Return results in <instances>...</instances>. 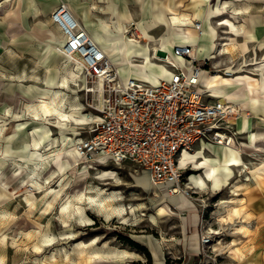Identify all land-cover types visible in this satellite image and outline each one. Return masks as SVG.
<instances>
[{
  "label": "rangeland",
  "instance_id": "obj_1",
  "mask_svg": "<svg viewBox=\"0 0 264 264\" xmlns=\"http://www.w3.org/2000/svg\"><path fill=\"white\" fill-rule=\"evenodd\" d=\"M74 1L63 2L69 6L73 5ZM158 1L167 17L177 11L187 13L194 22L205 19L212 24L218 52H215V58L206 57L207 67L211 69L209 73H221L231 78L229 80L235 85L241 81H252L258 91L260 104L264 107V58L261 59L260 54L256 55L250 50L241 55L237 53L236 57L231 53L232 57L220 55L224 52L220 48L222 42L233 40L229 32L230 27L224 26L220 21L230 18L237 23L248 24L249 17L264 21V0ZM110 3L106 9L94 13L93 17L97 22L92 20L90 24L83 23L90 35L93 36L95 30H99L106 39L115 40L123 51L127 49L126 43L129 40L136 44L147 43V53L152 62L172 70L166 63L165 51L157 50L166 34L164 24L157 22L150 27L149 33L155 38L152 41L145 38L137 27V22L143 18V12L149 7V0H111ZM248 4H251L250 10H247ZM123 6L128 7L132 22L117 21V8ZM4 13L13 14V11L6 10ZM99 19H102L103 24L99 23ZM149 20L147 24L151 23ZM55 27L58 28L57 25ZM32 28L33 26L26 25L21 27L24 32ZM245 28L249 30L248 27ZM49 31L54 34L51 28ZM242 33L246 35L245 32ZM99 44L103 48L104 43ZM196 55L200 57L198 53ZM131 58L136 67H140L137 65L140 58L135 55ZM3 62L7 63V59ZM66 62H69V69L65 66ZM76 66L73 60L66 61V57H63L58 80L63 76L69 77L67 86L70 84V88L63 108L70 111L75 107L79 114H82L83 121L69 122L62 127L54 117L48 118L49 120H37V123L32 120L11 121L4 113L7 105L0 107V264H87L86 256L89 250L108 252L123 248L136 251L139 255L130 258L110 257L106 260L112 264H156V258H160L164 264H264V148L243 146L241 142L246 140L245 132H241L245 137L237 135L234 139L237 145L244 147V151L252 153L246 155L252 166L249 168L246 160L244 163H248L247 167L232 166L231 179L238 183L251 182L254 179L256 184L263 180L261 186L250 187L255 192L253 197H257L256 203L248 204L238 198L244 192L245 188L241 189L242 186L238 187L236 193L232 192L229 186L204 191L192 187L188 183L191 174L197 172L205 175L210 171L208 165L198 168L194 166L212 156L208 149L204 150L207 153L199 155L201 148L198 145L190 150L192 158L181 162L183 175L179 193L186 200L181 202L178 196H174L168 201V196L173 193L155 185L151 190L148 173L135 161L127 159L116 163L112 159H93L89 158L90 156H80L79 153L75 155L72 151L69 157L68 144L72 143L75 147V142L89 136L91 118H96L97 114L90 105L94 102V95L84 87L83 74L81 73L78 81L80 84H74L75 79L69 73V70L77 68ZM154 69L155 78L164 77L159 74V70V73L156 71L158 67ZM225 70L233 71V74L228 75ZM237 75H243L244 78L236 79ZM121 78L126 79L123 75ZM5 82L0 83V99L9 103L17 101L18 94L8 88L6 79ZM229 87L222 84L220 90L239 96L236 93L238 86ZM53 90L58 92L56 102L61 98L65 99V93L60 88L55 87ZM38 99H22L18 110H22L24 106L27 109V104L37 103ZM253 128L254 124L250 129ZM255 128L263 130V127L256 124ZM33 136L41 139L43 144L35 147L32 144ZM51 141L55 145L46 149L44 145ZM59 151L61 157L57 159L55 153ZM68 160L72 161L71 165H68ZM58 162L64 164L62 169L59 168ZM105 171H113L114 176H102ZM62 184L64 187L57 195ZM47 188L52 190L47 191ZM81 191L87 194H117L115 204L126 207L127 218L116 215L107 218L99 212L96 205L85 200L84 205L89 208L86 210L87 215L93 222H81L76 215L69 226H64L60 205L68 197L74 199L75 193ZM245 191L248 193L251 189L247 188ZM48 201H51V206L45 210ZM165 203H169L172 208L162 210L161 207L165 206ZM232 207L237 208L241 216L234 214ZM227 214H231V219ZM224 215L228 217L227 220L222 219ZM71 232H74V235H70ZM203 237H208L209 241L204 243ZM93 239L96 240L92 244ZM82 242L87 243L86 246Z\"/></svg>",
  "mask_w": 264,
  "mask_h": 264
},
{
  "label": "built area",
  "instance_id": "obj_2",
  "mask_svg": "<svg viewBox=\"0 0 264 264\" xmlns=\"http://www.w3.org/2000/svg\"><path fill=\"white\" fill-rule=\"evenodd\" d=\"M51 19L63 34V53L80 66L86 89L94 95L90 105L96 118H91L89 136L75 144L81 156L98 154L116 163L129 159L143 167L154 185L180 189L184 151L199 143L228 144L239 134L233 120L236 107L221 97L211 98L203 77L211 69L197 57L193 44H177L171 55L166 53L172 68L168 77L157 82L123 80L65 2L53 10Z\"/></svg>",
  "mask_w": 264,
  "mask_h": 264
},
{
  "label": "bare ground",
  "instance_id": "obj_3",
  "mask_svg": "<svg viewBox=\"0 0 264 264\" xmlns=\"http://www.w3.org/2000/svg\"><path fill=\"white\" fill-rule=\"evenodd\" d=\"M149 2H150L149 7L147 8V10L143 12V18L137 22V27H139V29L143 32V36L145 38L149 39V41H152V40H155V38L151 33H149L150 27L155 25L157 22L164 24V26L166 27V34L162 38L161 46L157 47V50L162 49L165 51V53L168 52L169 55H171L170 53L172 52V48L175 45L181 44L184 41V43H192L193 45H195L194 47L196 48V54L198 53L200 56H204L207 58H215L217 56L216 53L218 52V48H217V43L215 42L216 39L213 38L212 36H209L210 33L214 31V26L212 24H209L208 21H206L205 19L204 20L200 19L201 27L200 28L195 27V26H198V22H194L193 19L187 13H180L177 11H173L172 12L173 14L167 17L165 16L164 9L159 4L158 0H149ZM117 13H118V17H117L118 22L119 21L122 22L124 20L126 22H132L131 15H130V12L127 6L117 8ZM148 20L151 21V23L147 24ZM220 23L228 25L230 27V32L235 33V32L240 31L236 28L235 23L229 18H225L221 20ZM240 29H241V32H245L246 33L245 36H247V34L249 33V30L246 29L243 25L240 27ZM95 31H96L95 34H93L95 40L99 43H104L103 44L104 50L109 55V57L112 59V61L117 65V68L120 74L126 77L125 80H127L130 77H136V78L146 79L150 82H157L159 81V78H155L153 75V70H155L154 67H158L156 71L158 73L160 71L161 73L159 74H162L164 76L163 78L168 77L170 75L171 70L165 67V65L156 64L152 62L149 54L147 53L149 44L147 43L146 44H136L132 42L131 40H129L126 43L127 49L123 51V49H121V46L118 45L115 40H111V38L106 39L103 32L99 30H95ZM63 43H64V38L62 37L61 40L57 43L56 48L59 51V53L63 55V57H66L62 51V48H60ZM242 46H243L242 47L243 49L246 48L245 45H242ZM237 47H238L237 42L232 40L229 44L224 46V50L229 51V50L236 49ZM134 55L140 58V63L137 64L140 67H136V63L132 61L131 57ZM157 56L162 57L161 55H158V54ZM67 60L72 61V59L66 57V61ZM178 60H182V59L177 58V61ZM65 66H67V68L69 69V66H70L69 62H66ZM76 67L77 68H73L72 70H69V73L72 75L73 79H75L74 84H80V82L78 81L81 78V68L79 65ZM231 74H228V75H231ZM203 77H204L205 85H207V88L209 89V91L212 92L214 96L222 97V98L224 96L228 98L229 96L231 97L233 96L235 97V99H237L236 102L234 103L235 104L238 103L239 105L242 106L240 110L236 112L237 115L239 116V121H242V120L244 121L245 119L250 117V114H251L250 109L255 111L256 113L255 119L257 121L259 120L264 121V107L260 104L258 91L255 87V84L252 81L250 80L246 82L241 81V82H237L235 85L233 82L229 80L231 78L225 77L221 73L212 74L209 72H204ZM239 78H244V76L237 75L236 79H239ZM68 81H69V77L63 76L62 79H59L58 82L57 81L56 82L59 86L60 85L65 86V85H68ZM222 84H227L228 86L232 88L238 86L236 93H238L237 95L239 96H236L235 94L227 93L228 91L225 92V91L220 90V85ZM83 85L84 87L87 86L86 83H84ZM53 91L51 95H49L48 97H44V96L38 97L39 99L37 103L31 102L27 104L26 106L27 110L29 113H31L30 115H32V118L43 120V119L54 117L57 119L58 125L60 127H62L63 124H67L69 122L79 123L83 121L82 120L83 118L81 116L82 114H79V111L76 110L75 107H72L70 111H67L63 108V102L65 100L64 98H61V99L59 98L60 100L56 102V96L58 92L57 91L53 92ZM60 104L62 105L60 106ZM79 116H81V119H79ZM238 132L246 133V140L245 141L243 140V142H241L243 146L249 147V148L251 147L254 149H261L262 147L264 148V129L256 130V128L254 127L253 129L249 128V129L244 130L243 127L241 126ZM32 144L35 147L41 146L43 144V141L33 136ZM205 144H207V146H204L203 151L205 149H208L209 151H211L212 156L209 158L206 157L205 158L206 160L201 162L200 165L195 164L194 166L198 168V167H203L204 165H208L210 171L209 173L205 175L202 173L194 172L188 177L189 179L188 183L191 184L192 187L198 188L199 190H202V191L206 189H217V188L219 189L223 186H229L231 191L236 193V191H238V187L245 185V182L238 183V181H234L231 179L232 166L244 165L247 167V164L244 163V159L241 157V153L242 151H244V147H240L239 145H237L234 139L231 143H228V144H218V143H216L218 145H215L212 143L211 144L205 143ZM54 145H55L54 142L51 141L48 144H45L44 147L46 149H49V148H52ZM209 145H213V146H209ZM71 151L75 155L79 153V155L81 156V152H76L75 147H73L72 143L68 144L67 153L69 154V157H71V153H70ZM55 156L57 157V159H59L61 157L60 151L56 152ZM89 158H93V159L97 158L99 160L104 159V157L98 156V154H94L92 157H89ZM190 158H192L191 152L188 150L184 151L182 155V161H186ZM71 164H72V161L68 160V165H71ZM58 165H59V168L61 169L64 166L62 162H58ZM102 176H106V177L108 176L109 178H112L114 176V172L105 171L102 174ZM49 181L47 180V182ZM37 184H39V182H37ZM34 185H36V183ZM63 185L64 184H62V187L57 191V195L61 193L60 190L63 189L64 187ZM169 186L170 184L167 185L166 189H168L171 193H173V195L168 196L169 197L168 201H170L171 197H174V196H178L180 199L179 201L181 202L186 200V198L184 196H181V194L179 193L180 192L179 188L174 189L173 187H169ZM158 187H164V186L160 185ZM149 188L151 190L154 189V184L150 178H149ZM46 190L49 191L52 189L47 188ZM76 193L74 195V199H71L68 197L60 205V212L63 213L64 215V217H62V224L64 226H69L70 221L76 215H78L79 220L81 222H84V223L93 222V219L87 215L86 210L88 207L84 205L85 200H88V202L92 205H96L99 212L106 215L107 218L112 217L113 215L119 216L120 218H124V219L127 218L126 216L127 212L125 211L126 207L123 205L115 204V200L118 198L117 194L111 193L107 195H102L100 192L99 193L97 192V194H93V193L87 194L84 191H81L77 194ZM75 199H77L78 201L76 202ZM50 206H51V201H48L46 203L45 208L44 207L43 208L47 210L49 209ZM171 208L172 207L170 206L169 203H165V206L161 207L162 210L171 209ZM232 208H229V209H232ZM232 211L234 214L241 216L237 208H233ZM99 212L98 214H100ZM231 214H229L230 219L232 217ZM225 215L222 217V219L224 218L227 220L229 216L228 214H227L228 217ZM72 234L74 235V232H71L70 235ZM95 240L96 239L92 240V244L95 243ZM82 244L86 246L87 243L82 242ZM83 251H85V248H83ZM138 255H139L138 252L125 249V248L112 249V250H109L108 252H102V250L94 249L91 251L89 250L87 252V256H86L87 262L86 263L87 264H102L105 262L106 264H112V262L109 260H106V258H110V257H118V258L129 257L130 258V257H136ZM159 260L160 258L155 259L156 264H164L162 260L160 261Z\"/></svg>",
  "mask_w": 264,
  "mask_h": 264
},
{
  "label": "crops",
  "instance_id": "obj_4",
  "mask_svg": "<svg viewBox=\"0 0 264 264\" xmlns=\"http://www.w3.org/2000/svg\"><path fill=\"white\" fill-rule=\"evenodd\" d=\"M62 1L66 2V0H0V83H6V79L8 88L13 91V93L18 94L17 101L14 100L10 103L6 102L4 99H0V107L7 105L4 113L8 115V118L10 117L11 121L13 119L15 121L23 120L27 122L32 120L37 123L38 119L32 118V115H30L31 113L25 109V106L22 110H18V106L22 99L28 101L31 98L37 99L40 96L48 97L51 95L55 87L60 88V90L65 93V100L68 98L67 91L70 88V84L69 86L65 85L59 87L56 83L60 74V66L63 61V55L59 53L56 45L63 37V34L59 27H55L56 25L51 19V13ZM110 1L111 0H75L73 5L69 6L80 23L84 25L83 23L85 22L90 24V21L92 20L97 22V19L93 16L98 10L106 9L109 4H111ZM248 5L249 7L247 10H250L251 4ZM6 10L13 11V14L4 13ZM248 19V24L243 22L237 23L232 20L235 23L236 28L240 30L239 32L234 33L230 32L229 29L230 36L233 41L238 44V49L236 48L226 51L223 47L230 42H222V47L220 48L224 52L220 55L232 57L231 54H235L236 57L237 53L241 55V53L250 50L256 55L260 54L261 59L264 58V21H258L252 17H249ZM99 20H101L99 23L103 24L102 19ZM24 25L33 26V28L30 31L24 32L21 29ZM242 25L249 28L247 36L241 32L240 27ZM50 28L54 32L53 35L49 31ZM3 30L5 31L3 32ZM209 36L214 38L213 32L210 33ZM55 40L59 41L56 42ZM182 43H184V41ZM242 45H245L246 48L243 49ZM197 57L206 60V57ZM5 59H7V63L3 62ZM211 98L213 99L217 97L214 96ZM222 99L230 102L234 106L236 105L237 112L240 110L241 106L238 103L234 104L237 100L235 97L229 96L228 98L224 96ZM250 112V117L244 121H239L238 115L233 117L238 131L241 126L245 130L252 128L253 124L254 127L256 124L264 129V121H257L255 119L256 113L254 110L250 109ZM16 114L19 115L16 116ZM52 127L55 128L56 125H52ZM11 133L12 132H10V134ZM239 135L241 136L244 134L239 133L238 136ZM243 137H245V135ZM197 145L201 148L200 151L198 150L200 152L199 155L207 153L206 151H203L204 146H207V144L199 143ZM248 154L252 153L250 151H242L241 153V157L246 160V162H248L246 158V155ZM251 166L252 163L250 162L248 167L251 168ZM262 182L263 180H261L259 184H256L254 179L251 182H245V185L242 186L241 189L248 188L251 189V191L247 193L244 189V192L241 193L242 196L238 198L248 202V204H251L252 202L256 203L257 197H253L255 192H253V188L250 187L256 185L261 186V184H263Z\"/></svg>",
  "mask_w": 264,
  "mask_h": 264
},
{
  "label": "trees",
  "instance_id": "obj_5",
  "mask_svg": "<svg viewBox=\"0 0 264 264\" xmlns=\"http://www.w3.org/2000/svg\"><path fill=\"white\" fill-rule=\"evenodd\" d=\"M133 244V243H132Z\"/></svg>",
  "mask_w": 264,
  "mask_h": 264
}]
</instances>
